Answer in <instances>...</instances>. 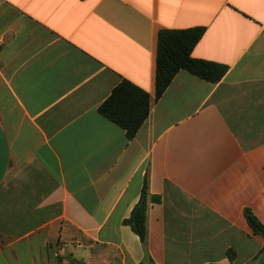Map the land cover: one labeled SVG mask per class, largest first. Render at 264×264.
<instances>
[{
    "label": "crops",
    "instance_id": "obj_1",
    "mask_svg": "<svg viewBox=\"0 0 264 264\" xmlns=\"http://www.w3.org/2000/svg\"><path fill=\"white\" fill-rule=\"evenodd\" d=\"M203 28L155 99L164 30ZM122 81L132 139L101 116ZM146 185L144 245L124 224ZM264 0H0V264H264Z\"/></svg>",
    "mask_w": 264,
    "mask_h": 264
},
{
    "label": "trees",
    "instance_id": "obj_2",
    "mask_svg": "<svg viewBox=\"0 0 264 264\" xmlns=\"http://www.w3.org/2000/svg\"><path fill=\"white\" fill-rule=\"evenodd\" d=\"M203 28L185 30H164L158 33L156 44L155 99L162 97L174 77L180 71L209 83H218L226 74L225 66L193 59L192 50L202 38ZM150 109V97L143 90L130 82H120L110 96L100 105L101 116L125 131L127 139H132L146 121ZM157 199L149 197L144 184L139 200L124 221L144 245L146 238V209L149 202ZM246 221L255 235L264 238V226L248 211H244ZM264 261V249L256 256L254 262Z\"/></svg>",
    "mask_w": 264,
    "mask_h": 264
}]
</instances>
